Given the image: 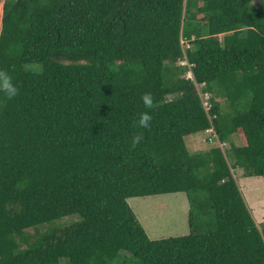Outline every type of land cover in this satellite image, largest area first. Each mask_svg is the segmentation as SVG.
I'll return each mask as SVG.
<instances>
[{
	"label": "trees",
	"instance_id": "trees-1",
	"mask_svg": "<svg viewBox=\"0 0 264 264\" xmlns=\"http://www.w3.org/2000/svg\"><path fill=\"white\" fill-rule=\"evenodd\" d=\"M0 69V264H264V0H4ZM169 193L188 233L151 240L130 201Z\"/></svg>",
	"mask_w": 264,
	"mask_h": 264
},
{
	"label": "rangeland",
	"instance_id": "rangeland-1",
	"mask_svg": "<svg viewBox=\"0 0 264 264\" xmlns=\"http://www.w3.org/2000/svg\"><path fill=\"white\" fill-rule=\"evenodd\" d=\"M3 1L1 0L0 2V19ZM189 76H191L190 73L187 74V77ZM207 97L204 95V105H206ZM216 97L221 101V98H218V94H216ZM212 134H214L213 130L208 129L204 133L186 137V145L190 152L209 151L214 146L209 143ZM216 144L218 145V143ZM235 144H239L237 138L235 139ZM220 145L222 150H227L229 147L228 144L220 143ZM234 175L256 224H261L264 222V177H244L240 169H235ZM130 204L151 240L175 238L185 236L188 233L187 215L184 211L189 206L185 193H169L135 198L130 201ZM64 221H69V219L65 218L63 223ZM124 256H126L128 264H139L133 258L131 259L129 255Z\"/></svg>",
	"mask_w": 264,
	"mask_h": 264
},
{
	"label": "clouds",
	"instance_id": "clouds-1",
	"mask_svg": "<svg viewBox=\"0 0 264 264\" xmlns=\"http://www.w3.org/2000/svg\"><path fill=\"white\" fill-rule=\"evenodd\" d=\"M18 87L13 82L12 76L4 69H0V92L4 94L7 98H13L18 94ZM141 99L143 100L145 105L152 104V96L151 93H144L142 94ZM152 119L151 114L149 112H142L139 117L138 125L143 128L150 127L149 121ZM141 139L140 135L133 136V143L138 142ZM212 136L210 138V144L213 143ZM218 145L221 147L219 142Z\"/></svg>",
	"mask_w": 264,
	"mask_h": 264
},
{
	"label": "crops",
	"instance_id": "crops-1",
	"mask_svg": "<svg viewBox=\"0 0 264 264\" xmlns=\"http://www.w3.org/2000/svg\"><path fill=\"white\" fill-rule=\"evenodd\" d=\"M133 200H134V199H131V201H133ZM187 211H188V209H186V210L184 211L186 215H187V213H186Z\"/></svg>",
	"mask_w": 264,
	"mask_h": 264
}]
</instances>
